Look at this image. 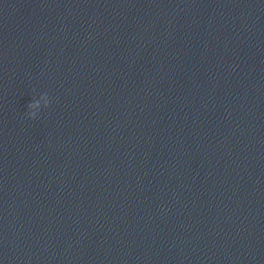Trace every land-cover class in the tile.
Segmentation results:
<instances>
[{"label":"clouds","instance_id":"obj_1","mask_svg":"<svg viewBox=\"0 0 264 264\" xmlns=\"http://www.w3.org/2000/svg\"><path fill=\"white\" fill-rule=\"evenodd\" d=\"M49 106V105H48ZM28 107L31 109V108H35L36 105L34 103H31L28 105ZM29 117L32 118V119H35L37 116L34 112H29L28 113Z\"/></svg>","mask_w":264,"mask_h":264}]
</instances>
